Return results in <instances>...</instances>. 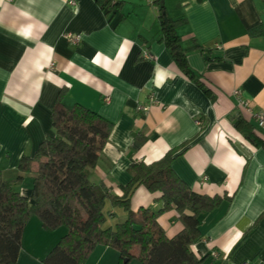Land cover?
I'll return each instance as SVG.
<instances>
[{
    "label": "crops",
    "instance_id": "1",
    "mask_svg": "<svg viewBox=\"0 0 264 264\" xmlns=\"http://www.w3.org/2000/svg\"><path fill=\"white\" fill-rule=\"evenodd\" d=\"M73 1L0 0L2 178L30 200L35 175L17 165L53 135L51 108L61 94L66 108L81 105L112 125L91 182L121 197L131 164L177 150L171 168L193 192L230 198L201 216L203 238L191 251L203 264H264V149L247 141L234 121L243 118L257 137L264 131L232 94L239 90L253 112L264 110V0H163L170 18L185 20L176 28L179 45L208 93L183 74L160 39L154 0H111L120 6L109 15L95 0ZM69 36L79 41L70 43ZM159 197L140 185L129 206L159 213L158 224L172 238L182 225L174 209L160 212ZM103 212L105 229L126 219L108 201ZM65 234L62 227L44 230L31 217L17 264H43ZM118 260L115 250L97 246L84 264Z\"/></svg>",
    "mask_w": 264,
    "mask_h": 264
},
{
    "label": "trees",
    "instance_id": "2",
    "mask_svg": "<svg viewBox=\"0 0 264 264\" xmlns=\"http://www.w3.org/2000/svg\"><path fill=\"white\" fill-rule=\"evenodd\" d=\"M95 2L106 15L120 6L111 0ZM154 4L159 12L160 39L183 74L208 93L187 66L185 52L179 45L176 28L185 20L170 18L163 0H154ZM51 124L53 135L39 144L33 156L23 155L17 165L19 172L35 175L30 200L15 191L12 182L4 180L0 172V264H17L23 229L31 217H36L44 230L66 229V234L42 259L43 264H84L97 246L115 249L118 264H129L131 260L140 264H203V258L191 251V246L203 238L200 218L230 198L193 192L171 168L177 150H169L150 164H131L127 169L129 183L122 187L121 197L114 196L103 184L89 179L111 123L81 105L66 108L60 94L51 108ZM234 127L253 146L264 149V138L255 136L243 118L235 119ZM140 185L150 193L160 194V212L176 211L182 229L172 238H167L158 224L159 213L146 208L136 212L130 209L131 194ZM106 201L126 212L125 221L113 229L102 227Z\"/></svg>",
    "mask_w": 264,
    "mask_h": 264
},
{
    "label": "built area",
    "instance_id": "3",
    "mask_svg": "<svg viewBox=\"0 0 264 264\" xmlns=\"http://www.w3.org/2000/svg\"><path fill=\"white\" fill-rule=\"evenodd\" d=\"M65 1H67L68 4L71 6L75 5V2L73 0H65ZM68 40L70 43L75 44L76 42L79 41V36H69ZM143 59H149V56L146 53H144ZM232 94L236 100V105L255 120L256 126L259 130L264 131V110H260L255 113L253 112L252 105L250 104V102L241 97V93L239 90H234ZM141 110L146 111L148 110V107L144 106L141 108ZM196 123L199 124V121L196 120ZM212 256L216 257V254L212 253ZM240 264H249V263L245 261Z\"/></svg>",
    "mask_w": 264,
    "mask_h": 264
},
{
    "label": "rangeland",
    "instance_id": "4",
    "mask_svg": "<svg viewBox=\"0 0 264 264\" xmlns=\"http://www.w3.org/2000/svg\"><path fill=\"white\" fill-rule=\"evenodd\" d=\"M62 228H64V227H62ZM111 248V247H110ZM112 250H115V249H113V248H111ZM115 252H117L116 250H115ZM88 259V258H87ZM134 260H131L129 263H131V262H133ZM136 261V260H135ZM138 262V261H137ZM119 263V260H118V262H117V264ZM140 263V262H139Z\"/></svg>",
    "mask_w": 264,
    "mask_h": 264
},
{
    "label": "water",
    "instance_id": "5",
    "mask_svg": "<svg viewBox=\"0 0 264 264\" xmlns=\"http://www.w3.org/2000/svg\"><path fill=\"white\" fill-rule=\"evenodd\" d=\"M124 262H126V260H124Z\"/></svg>",
    "mask_w": 264,
    "mask_h": 264
}]
</instances>
